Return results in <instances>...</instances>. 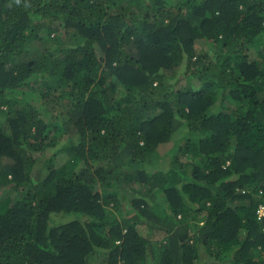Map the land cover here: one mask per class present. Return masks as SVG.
<instances>
[{
    "label": "trees",
    "instance_id": "trees-1",
    "mask_svg": "<svg viewBox=\"0 0 264 264\" xmlns=\"http://www.w3.org/2000/svg\"><path fill=\"white\" fill-rule=\"evenodd\" d=\"M0 264H264V0H0Z\"/></svg>",
    "mask_w": 264,
    "mask_h": 264
},
{
    "label": "rangeland",
    "instance_id": "rangeland-1",
    "mask_svg": "<svg viewBox=\"0 0 264 264\" xmlns=\"http://www.w3.org/2000/svg\"><path fill=\"white\" fill-rule=\"evenodd\" d=\"M176 142H179V140H180V138L176 135ZM65 139H63V141H64ZM61 144H62V142L60 141V144H59V142L57 143V145H58V147L57 148H60V146H61ZM173 146H174V144H171V145H168V147L166 146V147H164L162 150H161V154H163L164 155V158H163V160H161L160 161V163L161 164H165L166 163V159H169V155H170V151H171V149L173 148ZM52 154H51V152H49V154H48V157H50ZM45 160V159H44ZM42 165L41 164H39L38 166H37V168H39V167H41ZM260 214H262V211L260 212ZM65 221H67L65 218H61L60 219V221L59 222H65Z\"/></svg>",
    "mask_w": 264,
    "mask_h": 264
},
{
    "label": "built area",
    "instance_id": "built-area-1",
    "mask_svg": "<svg viewBox=\"0 0 264 264\" xmlns=\"http://www.w3.org/2000/svg\"><path fill=\"white\" fill-rule=\"evenodd\" d=\"M263 211V210H260V212Z\"/></svg>",
    "mask_w": 264,
    "mask_h": 264
},
{
    "label": "clouds",
    "instance_id": "clouds-1",
    "mask_svg": "<svg viewBox=\"0 0 264 264\" xmlns=\"http://www.w3.org/2000/svg\"><path fill=\"white\" fill-rule=\"evenodd\" d=\"M263 212V211H262Z\"/></svg>",
    "mask_w": 264,
    "mask_h": 264
}]
</instances>
